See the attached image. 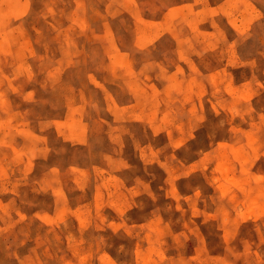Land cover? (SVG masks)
Listing matches in <instances>:
<instances>
[{
	"label": "rangeland",
	"instance_id": "374dc122",
	"mask_svg": "<svg viewBox=\"0 0 264 264\" xmlns=\"http://www.w3.org/2000/svg\"><path fill=\"white\" fill-rule=\"evenodd\" d=\"M0 264H264V0H0Z\"/></svg>",
	"mask_w": 264,
	"mask_h": 264
}]
</instances>
